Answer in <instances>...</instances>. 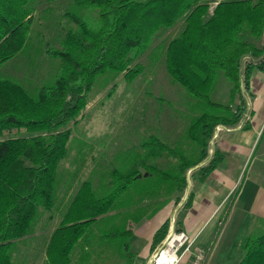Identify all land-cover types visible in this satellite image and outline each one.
Here are the masks:
<instances>
[{"label": "trees", "instance_id": "1", "mask_svg": "<svg viewBox=\"0 0 264 264\" xmlns=\"http://www.w3.org/2000/svg\"><path fill=\"white\" fill-rule=\"evenodd\" d=\"M63 1L61 15L74 27L61 36L60 48H46V54L59 60L54 80L30 92L0 76V264H12L16 242L35 232L40 209L55 208L57 169L67 156L71 126L79 121L97 77L111 73L130 81L136 78L143 67L130 65L152 47L160 31L182 23L166 45L164 61L166 72L188 98L187 149H169L150 136L141 148L156 147L158 151L149 153L154 158L161 152L172 156L168 167L140 162L123 174L111 170V180H99L95 186L91 180L83 181L47 246V254L55 255L52 264H69L71 250L88 228L123 207L116 200L132 187L135 226L169 202H179L187 186L186 173L208 157L215 128L236 126L244 118L247 97H253L252 75L264 74V0ZM36 5L37 0H0V64L29 49ZM219 80L228 85L226 102L211 98ZM222 159L215 150L195 175L204 180ZM108 184L109 191L103 193ZM155 201L160 206L143 214L142 206ZM132 226L128 218L113 234L130 237ZM169 226L167 219L155 231L152 250ZM240 247L238 264H264V217L253 222Z\"/></svg>", "mask_w": 264, "mask_h": 264}, {"label": "rangeland", "instance_id": "2", "mask_svg": "<svg viewBox=\"0 0 264 264\" xmlns=\"http://www.w3.org/2000/svg\"><path fill=\"white\" fill-rule=\"evenodd\" d=\"M65 5L63 0H37L35 19L28 37L30 47L0 64L1 77L21 83L30 92L37 86L50 84L54 80L59 70V60L45 51L46 48H60L61 36L68 28L74 27L61 15ZM46 8L50 10L44 12ZM181 29L182 23L179 22L171 29L157 34L152 47L130 65L133 67L135 64H141L143 67L141 73L133 80L126 79L123 74L114 76L106 73L97 77L79 121L71 126L67 156L57 169V204L51 211L40 209L32 227L35 232L41 231V227L49 223V216L59 208L65 209L71 195L84 180H91L95 186L99 180H111V170L117 169L123 174L135 169V165L140 162L168 167L169 162L173 160L172 156L161 152L154 158L149 156V153L158 151L156 147H150L148 150L141 148L140 145L150 136L158 137L169 149H187L185 130L190 119L186 105L188 98L185 90L172 81L166 72L164 61L167 43ZM251 80L253 97H247L248 109L244 112V117H253L254 108L258 111L255 117L260 116L264 123V76L255 73ZM211 98L223 102L228 100V85L224 80H219L216 84ZM217 128L221 129L220 126L216 127L215 134ZM215 134L209 141L208 157L187 171L185 192L192 186L197 169L206 165L212 156L216 148L213 140ZM242 179V186L246 188L255 183L264 186V134L254 145L240 180ZM108 188L110 189L109 184L103 189V193H107ZM132 188L126 191L120 200H116L123 207L110 211L88 228L86 235L71 250L69 264H120L121 256L123 264L128 261L132 264L131 260L134 261L135 257L131 254L135 256L145 245V239L142 237L130 244L131 235L117 237L113 234L116 229L125 226L128 218L133 220L132 228L137 229L139 226H135L132 214L135 211V200H131L134 194ZM182 197L184 194L180 199ZM231 200H234L232 208L220 229L230 232L236 228L242 233L244 229L240 225L237 228L236 219L239 198L233 197ZM159 206L158 201L146 202L141 210L143 214L149 215ZM175 206L172 205L169 210L170 224L174 228L178 225ZM155 226V223H151L140 229L146 236ZM35 232L16 242L12 250V264H52L55 255L47 254V247L43 249L39 246L46 233L42 232L38 237ZM138 260L135 258V264Z\"/></svg>", "mask_w": 264, "mask_h": 264}, {"label": "crops", "instance_id": "3", "mask_svg": "<svg viewBox=\"0 0 264 264\" xmlns=\"http://www.w3.org/2000/svg\"><path fill=\"white\" fill-rule=\"evenodd\" d=\"M255 73L259 72L256 71L253 75ZM261 75L264 76V74ZM253 110L255 113L250 119L244 117L236 126L232 127L220 125L221 129L216 131V134L214 132L213 140L216 148L213 151H220L223 159L204 180H200L196 175L193 176L192 186L187 192L184 191V197L179 202H169L151 218L143 221L137 229L131 228L130 244L142 237L146 241L145 245L135 253V256L131 254L132 257L139 259L137 264H148L153 252L164 240L153 250L151 249L153 234L165 220H170L169 210L172 205H176L174 211L177 208L176 221L180 231L196 236L194 246L206 249L207 255L203 264L239 263L242 256L240 247L242 240L251 230L253 222L264 217V186L255 183L246 188L242 186L243 179L240 180L255 143L264 134V123L260 116L255 117L258 111L256 112L254 108ZM246 123L249 124L248 129L244 128ZM241 188L243 191L240 192ZM190 194L191 197L188 199ZM233 197L239 198L236 219L238 221L237 228L240 225L244 229L242 233L236 228L230 232L220 229L232 208L231 204L234 200L231 199ZM64 210L59 208L49 216V223L41 227V231L35 232L38 237L41 236L40 233H46L44 240L39 244L43 249L48 246L54 230L61 224ZM151 223H155L156 226L145 236L144 231L140 228ZM177 226L174 228L170 224L169 230L170 227L176 230ZM135 258L134 261L131 260L132 264H135ZM121 260L122 256L119 258V262L123 264ZM180 264H192L191 257L186 256Z\"/></svg>", "mask_w": 264, "mask_h": 264}, {"label": "built area", "instance_id": "4", "mask_svg": "<svg viewBox=\"0 0 264 264\" xmlns=\"http://www.w3.org/2000/svg\"><path fill=\"white\" fill-rule=\"evenodd\" d=\"M195 240L196 236L170 227L162 243L151 255L148 264H180L188 255L191 257L192 264H203L207 251L194 246Z\"/></svg>", "mask_w": 264, "mask_h": 264}, {"label": "water", "instance_id": "5", "mask_svg": "<svg viewBox=\"0 0 264 264\" xmlns=\"http://www.w3.org/2000/svg\"><path fill=\"white\" fill-rule=\"evenodd\" d=\"M144 175H147V173H145ZM142 176V174H138L137 177L140 178Z\"/></svg>", "mask_w": 264, "mask_h": 264}]
</instances>
